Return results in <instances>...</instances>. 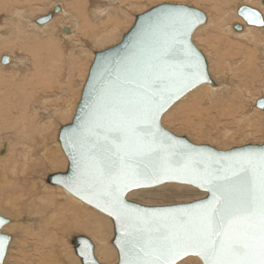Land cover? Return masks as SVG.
<instances>
[{"label":"snow or ice","instance_id":"1","mask_svg":"<svg viewBox=\"0 0 264 264\" xmlns=\"http://www.w3.org/2000/svg\"><path fill=\"white\" fill-rule=\"evenodd\" d=\"M200 22L187 9L150 17L123 56L102 62L81 124L66 138L73 176L65 183L115 217L122 264H177L189 255L203 264H264V149L202 152L160 123L175 99L208 80L189 43ZM166 181L195 184L210 196L163 209L135 208L124 198L130 188ZM7 245L0 236V261ZM80 255L89 253L81 247Z\"/></svg>","mask_w":264,"mask_h":264},{"label":"rangeland","instance_id":"2","mask_svg":"<svg viewBox=\"0 0 264 264\" xmlns=\"http://www.w3.org/2000/svg\"><path fill=\"white\" fill-rule=\"evenodd\" d=\"M19 1H22V0H19ZM19 1L18 0H9V2H8V0H0V5H1V7H0V49L2 48L1 42L4 41L5 38H6L5 39L6 41L10 40V39L12 40V41H9V43H11L10 46L13 45L14 43H16V41H17V39H16V38H18L17 37V35H18L17 30H19L20 27H19L18 23H15V22H18L19 19H14V18H17L16 17L17 15H14V14H16L17 10H20L21 9L20 7H22L21 2H19ZM147 1H149V2H147ZM161 1H163V2H161ZM169 1H170V3L171 2L179 3L182 1L181 4L182 3L183 4H189L192 6L195 5V7H200V9H202L206 13H207V11L210 10L207 14H209L211 18L214 17L213 21H211V24H209L208 23L209 20H208L207 23L202 25L203 27L200 26L195 31L193 39H194L195 43L197 44V46L204 53L208 52L207 54H209L211 73L213 75L212 78H214V79L216 78L215 82L217 83V86H219V87L218 88L216 87L215 90L211 88L212 91L215 93L214 96H212V94H211L212 99H211V97L206 98L207 97L206 95H208L210 93L209 88H208L209 85L199 86L196 89H194L193 91L189 92L185 97H183L180 101L175 103L166 112V114L162 120L163 125L167 129H169V130H171L177 134L186 135L191 140H193L197 143H200V144L209 143V144H212V145H214L218 148H221V149H228V148H231L234 146H242V145H245L248 143H261V142H263L264 141V108L257 107V105H256L257 103H255V101H253L252 103H250V102L255 97H256L255 98L256 102H258L261 97L264 98V94H262V92H264V90H263L264 84H262V83H264L263 82L264 81L263 80L264 79V65L261 66L262 62L261 63L257 62L258 56L255 55V62L256 63L254 62V67H253L251 72H249L248 70L240 71V70H237V68H236L234 70H231L230 73L227 74L226 72H228V70H229L228 69L229 65L227 63L225 64V66H226L225 71L222 72L221 68L218 65L219 59H217L215 57V54L217 53L216 55H218V57L221 58V56L223 55L224 50L227 46V43H226V41H220V38L223 37L221 34H223V33L219 32V31H221L222 28L216 27V23H214V21L220 22L219 17L221 18V15L215 14V10H213L212 7H210V5L206 4L205 0H201V1H197V0H188V1L187 0H146V1H142L143 3L138 1L137 3H139V4L136 3V5L130 7L129 10L126 9L124 5L120 6V4L116 3L114 5L115 8L113 5L111 8H109V16L108 17L107 16H102V17L95 16V18H93V20L90 22V24L93 25V30H90V31H94L96 28L101 27L102 24L103 25L106 24L105 25L106 28L104 30L106 32L108 30H109V32H111V31H113L112 27L115 26V24H114L115 22H113V21H116V19H117L116 15L121 18L120 21L123 25L121 24V26L119 28L120 31L117 30V32L119 33L118 35H121V36H118L117 38H115L112 41L105 42L108 44H105V43L103 44V42H97V40H96L97 36L92 35V33H90L88 35V37L85 38L87 41L86 42L83 41L82 46H79V47H83L80 49L79 47L72 46L74 43H72V42L70 43L69 40H65L61 34L57 35L58 36L57 38L59 40H61L62 43H64V46H63L64 52H65L64 61L62 62L60 60L61 63H59L58 61H56V59H54V57L57 58V56L54 54L56 48L54 46H52L55 49H53L54 51L48 60L49 65L47 64L46 66H42V69L44 67V71H43V77L40 80L41 82L39 81V84H34L30 90H27V89L24 90L25 88L21 84L20 85L7 84V83H5V81H7L8 78L4 79V81L0 85L1 90L3 89L2 90L3 94L1 93V95H0V101H1L0 113H2V111L4 113H6L5 111L7 110V107H8L7 115L9 117L14 119L15 121L19 118L17 122H23L24 118H27L25 120H26V122H28V121H33L34 118H32V117L38 111L39 113L42 114V115L40 114V116L37 117L39 120V125H46L48 128V131L50 129L52 131V133H54V135H52L53 139L51 140V142H53V140L55 142L51 143L50 147L56 148L54 146H56V144L58 142V140H57L58 129L60 127V124L71 121L69 119L72 117L71 114L73 115V110L75 111V109H76L77 105H75V104L78 103L76 101H79V98H80L79 93L81 94V90H82V87L84 84V78H85L86 72H88V70H89L88 66H90V64L93 60V52L98 51L99 49L102 50V49L108 48L111 45L119 42L122 38V35L125 32H127L130 27H132L134 20H135V17H134L135 14L141 13V12L147 10V8L148 9L151 8L152 6L158 5L160 3L169 2ZM203 1H204V4H203ZM219 1L220 0L215 1V2H217V4L219 6L223 5L226 7L225 2H228L230 4V7L235 6V8H236V4L239 5L238 2L240 3V5L247 2L246 0H241L242 2L244 1L243 3L240 0H238V1L237 0H233V1L232 0H225V2H224V0H221L220 2H224L221 5L219 3ZM10 2H14L17 4H13ZM63 2H64V5L67 6L69 0H46V1L44 0V2L42 4H43V8L44 7L45 8L43 9L42 6L40 7L43 9L44 12L43 11H36L35 13L33 12V14L32 13L31 14L26 13L25 19H23V20H24V22H26L27 19L29 20L31 17L36 18V16L38 17L39 15L40 16L45 15L52 10V7L55 3H61L62 4ZM144 2H147V3H144ZM206 2H212V0H210V1L206 0ZM232 2H234V3H232ZM255 2H256V4H254V5L249 3L250 4L249 6H251V7L253 6V8H256L260 11L261 7L262 6L264 7V5H262V3H264V0H255ZM17 5H20V6H17ZM118 5H119V8L121 7L119 11L116 10L118 8ZM198 5H200V6H198ZM206 5L208 6L209 9H207ZM66 6H64V7H66ZM66 10L70 12L71 16H70V18H68L64 21L62 19L61 22L66 21L65 23H67V24L65 26H67V25L68 26H75V24H74L75 22L73 21L74 18L71 14V11L68 9V6H67ZM90 10H92V9H90ZM223 10L226 11L227 9H223ZM115 11H117V12H115ZM213 12H214V14H213ZM233 12H235V11H233ZM262 12L263 11H261V13ZM92 13L95 15L93 10H92ZM236 16H237L236 18H240L243 21L245 20L242 17H240L237 13H236ZM59 19L60 18H58V16H55V18L49 22L50 25L53 24V22L57 23L56 25L58 27L57 26L56 27L58 29L59 25H60ZM15 20H17V21H15ZM2 21H3V23H2ZM97 21H99V22H97ZM236 21H233V22H236ZM49 23H47V24H49ZM12 29H14V31L16 30V32H14ZM99 29L100 30L98 33L103 32L102 28H99ZM212 29H213V31H212ZM9 31H10V33H9ZM76 31H77V33L75 32V35L73 37L76 38V40H78L80 33L77 29H76ZM2 32H3V34H2ZM106 32L104 33V35H107ZM254 33L255 34L252 33V36L255 37V35L257 34L256 37L257 36L259 37L258 40H260V43L262 44V45L256 44V46H258V48L255 46V44H253V48L255 49V53H258V52H260V51H258V49L264 47V40H262L264 37V34L258 35V32H255V31H254ZM3 35H5V36H3ZM7 35L11 36V37H9V39H8ZM92 36L96 39H94ZM44 37L45 38L47 37L46 33L44 34ZM15 39H16V41H13ZM20 41H24V40L21 39ZM12 42H14V43H12ZM227 42H230V40H227ZM208 47H209V49H208ZM207 49H208V51H207ZM238 49L243 50L242 48H238ZM4 50H6V49H4ZM7 50H9V49H7ZM14 51L17 53L16 55L21 54V53L23 54V52L21 50L19 51L18 48L14 49ZM236 51L237 50H235V52ZM2 52H4V51H2ZM213 52L215 54H213ZM243 53L240 55H243ZM71 54H72V56H71ZM212 55H214V57ZM228 57H229V55L227 54V59H228ZM53 59H54V61H53ZM50 60H51V65H50ZM65 60H66V62H65ZM55 61L58 64L55 63ZM68 62H69V65L67 64ZM55 64L58 66V68H56L57 66ZM51 66L54 69H52ZM46 68L47 69L49 68L48 69L49 72L47 71V75L44 74L45 70H47ZM65 68H66V70H65ZM30 70H31V68L29 69V71ZM62 71L63 72L65 71V72L63 73ZM83 71H85V73ZM5 73L7 75H10L8 72H5ZM51 75H53L54 77ZM81 75H82V78H81ZM228 75H230V76L228 77ZM60 76H61V78H63V80L61 78H59ZM62 76H64V77H62ZM226 77H228V79ZM3 78H5V76H3ZM47 78H48V83L46 81ZM77 79H78V81H77ZM56 80L59 82H57ZM228 80H230L229 83H228ZM66 81L67 82L70 81V82H68L69 84ZM252 81H254L255 83ZM46 83H47V85H46ZM49 83H52V84L48 85ZM6 84L13 87L14 92H12L13 88L6 89V87L4 86ZM44 84L47 87H44ZM59 85H60V87H59ZM51 86H53V87H51ZM257 87H258V89H257ZM40 89H41V91H40ZM38 91H40V92H38ZM245 91L246 92L248 91L247 92L248 94ZM46 92H48V93H46ZM53 92L55 94L58 92V94H56V96H55V94ZM15 93L17 94V96ZM36 93H37V95H36ZM6 94H8V95H6ZM2 95H3V99L5 98L4 100L1 99ZM244 95H246V96H244ZM41 97H44V98H41ZM46 98H48V99H46ZM12 99H14V100H12ZM34 99H36L35 100L36 102L34 101ZM42 99H44L45 102H43ZM56 99H58V100H56ZM231 99H232V101H231ZM6 100H8V101H6ZM235 100H237V102ZM4 101H5V103H4ZM27 101H28V103H27ZM203 101H204V103H203ZM31 102L33 105L31 104ZM29 104H31V105H29ZM40 105H42V106L40 107ZM60 105H62V106H60ZM24 106H26L28 108H26ZM43 106H45V108H47L46 111H45V108ZM56 106L58 107V110L55 109V108H57ZM22 107H24L25 109ZM22 109H23V111L24 110H26V111L23 112ZM32 109H34V111ZM254 109H258V111L254 112ZM48 110H50L52 113L48 114ZM27 111L29 112V117H26V114L28 116ZM58 111H60V112H58ZM10 112H13V116L9 114ZM61 112H63V113H61ZM66 112H68L69 117L66 120H62V117L65 118L64 114H66ZM45 113L47 116L44 115ZM221 113H222V115H221ZM18 115H20V117ZM0 116L2 117V115H0ZM59 117H61V118H59ZM28 118H29V120H28ZM49 119L51 122L54 121V123H51L49 121ZM249 119H251V120H249ZM56 120H59L60 122L56 121ZM18 124H19V126H18L19 128L18 127L17 128L19 129V131H21L23 129V127H22L23 125H21V123H18ZM32 124L33 123L29 124L30 127L28 125V127H27L28 130H30V129L33 130V128H35L38 125V124H35V127H34ZM1 126L2 125L0 123V144H1V141L6 140V139H10L11 140L10 142L13 143V145L10 148L11 151H10L9 159L4 160L5 158L0 156L1 157L0 162L2 163V165L4 163H6V164H4L5 166L4 165L1 166V163H0V166H1L0 167V174H3L2 176L0 175V177H5V175H6V177L4 179L0 178V180H1V182H0V186H1L0 187L1 188L0 189V198L1 199L0 200L4 203V201L7 200L8 196H6V194L10 191L11 181L13 180V177L11 176V170H8L10 168L9 167L10 166V160L13 158V155L15 156V154H16L15 149L18 150V148L23 146V145L20 146L17 143V139H16L17 136L14 134V132H13L14 130L8 131L9 133H6V130L3 131L2 130L3 126H2V129H1ZM11 133H13V135L10 137H7V135H10ZM13 147H15V149ZM0 148H2V147H0ZM52 151H55V150L53 149ZM36 157L39 158L40 156H36ZM36 166H38V165H36ZM4 167L6 170L4 169ZM49 168L43 167L42 170L40 171V173H38L35 176V178L32 179V181H34V182L35 181L40 182L42 180L44 181L47 174L52 172V170ZM5 179H7V181H5ZM9 179H10V183H9ZM2 183H4L5 186ZM8 183H9V186H8ZM2 185L4 186V189H3ZM29 185L31 187L32 183H30ZM43 185H45V182H43ZM52 188H54V187H51L50 189H52ZM2 189H3V191H2ZM58 189H62V188L58 187ZM52 190H55V189H52ZM204 195H205L204 192H202V191H200L194 187L182 185V184L168 183V184H164V185H161V186H158L155 188H146V189H138V190L131 191L129 193V198L134 200V201H137V202H141V203L144 202V204H148V205H161V204H175V203L189 202V201L195 200L197 198L203 197ZM59 197L61 198V196H59ZM62 198H64V197H62ZM0 209H1V207H0ZM20 209H23V206H20ZM15 210L14 211L5 210L7 212L3 211V213H5V215H7V214L14 215V217L12 216V218H14V219L16 218L15 219V225L10 224L11 226L9 225L6 228V231L8 233L15 234L14 239L12 240V243H11L12 245H11L10 251H8L9 255L7 254L8 258H7L6 264H24V263L27 264L26 257L31 252H30V246H28V244L26 242L34 243L33 247L37 248L38 244L41 245L46 241V239H50V238H49V234H47L46 227H42V226H44V225H42V223L40 224V222H38L39 224H36L37 222L36 223L33 222V224H30L29 219H32L34 217L35 213L22 210L21 211L22 213L20 215V214H18L20 212L18 211V213H17V212H15ZM11 213H13V214H11ZM9 217H11V216H9ZM20 218H21V221L23 223L17 220V219L20 220ZM37 225H38V227H37ZM40 225H42V226H40ZM44 229H45V231H44ZM77 231H79V232H77ZM74 233H85V234L89 235V237L90 236L93 237L91 232H88V231L84 232V230L71 227L66 232V235H64V238H63L66 241L67 245L65 244L63 247H61L62 249H64L63 251H65V252H67L69 250L66 257L64 258L65 261L67 260L66 261L67 263L65 262L66 264H68V262H69V264H81L80 260L76 261L75 257L77 258V256L75 255L74 251L73 252L71 251L73 253L72 255H74V256H72L71 252H70L69 245L71 246V244L69 242V235L74 234ZM32 236H34V237L32 238ZM109 236H111V234ZM92 237H90V238H92ZM96 245H98L97 242H96ZM116 257H117V253H116ZM116 257L113 258L111 260V262L115 261ZM15 258L17 259V262H16ZM23 258H25V259H23ZM77 259H79V258H77ZM188 262H191L190 264H192V263L193 264H202V261L197 257L186 258L178 264H187Z\"/></svg>","mask_w":264,"mask_h":264},{"label":"bare ground","instance_id":"3","mask_svg":"<svg viewBox=\"0 0 264 264\" xmlns=\"http://www.w3.org/2000/svg\"><path fill=\"white\" fill-rule=\"evenodd\" d=\"M70 1L71 0H69V2ZM138 1L139 2H142V1H146V0H92V1L91 0H72L70 3L68 2V5L67 6H68V9L71 11V14H72V16L74 18L73 21L75 22L74 23L75 26H68V25L65 26L67 23H65L66 21L65 22H63V21L66 20V19H68V18H70V16H71L70 15V12L66 10L67 9V6L64 5V2L62 4L61 3H55L53 5V7H52V10L57 5H60L61 6V11L59 13L55 14L54 17H53V19L55 18V16H58V18H60L59 19V22H60L59 24L60 25H59V28L58 29H57L58 26L56 25L57 23H54L53 21H52L53 24H51V25H50L49 22H47L49 24H47V23H44V24L37 23L36 19L40 15L38 17L36 16V18H34V17L32 18L31 17L29 20L27 19L26 22H24V20H23V19H25V14L26 13H29V14L32 13L33 14V12L35 13L36 11H43V9L45 8V7L43 8V4H42L44 2V0H24V1L22 0V1H19V2H21L22 7H20L21 8L20 10H17L16 14H14V15H17L16 16L17 18H14V19H19L20 20V21L18 20V22H15V23H18V25L20 27L19 30H17L18 31L17 32V34H18L17 37L18 38H16L17 41H16V39L13 40V41H16V43L12 42L14 44L10 46L11 43H9V41H12V40L11 39L10 40H7L8 41L7 42L5 40L6 38L4 37L5 38L4 41L1 42L2 43V48L0 49V51H1L0 52V65H1L0 66V85L2 84V82L4 81V79H7V78H8V80L5 81V83L11 84V85H14V84L15 85H20L21 84V85L24 86V88H25L24 90H26V89L27 90H30L31 87H33L34 84H39V81L43 77L44 67L42 69V66H46L48 64V60H49L51 54L54 51L53 49L56 48L54 54L58 58L57 59V58L54 57V59H56V61H58L59 63H61L60 60L62 62L64 61V58H65L64 57L65 52H64V47H63L64 46V43H62V41L57 38L58 37L57 35H59V34H61L64 37L65 40H69L70 43L71 42L74 43L72 45L74 47L82 46V42L83 41L84 42L87 41L85 38L88 37V35L90 33H92V35H96L97 36V39L94 38L93 36L92 37L94 39H96L97 42H103V44L105 42H109V41L114 40L118 36H121V35H118L119 33L117 32V30L120 31L119 28H120V26H121L122 23L120 21L121 18L119 16H117V15H116V17H117L116 21H113V22H115L114 23L115 26L112 27V30L113 31H111V32H109V30L107 32L104 30L106 28L105 27L106 24L105 25L102 24V26L99 27V28H102V31L103 32H101V33H98L99 30H100L99 28H96L94 31H90V30H93V25L90 24V22L93 20V18H95V16H98V17L107 16L108 17L109 16V8H111L112 5L114 6L116 3L120 4V6L124 5L125 8L129 10L130 7L136 5V3ZM197 1H201V0H197ZM215 1L216 0H212V2H206V0H205V3L208 4V5H210V7H212V9L215 10V14H218V15L220 14L221 15V18L219 17L220 22H215L214 21V23H216V27H221L222 28L221 31H219V32L223 33V34L220 33L223 36V37L220 38V41H226L227 46H226V48L224 50V53L221 56V58H219L218 55H216L217 53L215 54L213 52V54H215V57L217 59H219V64L218 65L221 68L222 72L225 71V68H226L225 64L226 63L229 65V67H228L229 70H228V72H226L227 74L230 73L231 70H234L236 68H237V70H240V71H242V70H248L249 72H251L252 69H253V67H254L255 55L258 56L257 62H259V63L262 62V65L261 66H263L264 65V47L258 49V51H260V52L257 51L258 53H255V49L253 48V44H255V46H256V44H260V45H262V44L260 43V40H258L259 37L258 36L256 37L257 34L255 35V37H253L252 36V33L255 34L254 33V31H255V32H258V35L259 34H264V24L263 25H260V26L259 25H250L245 20L243 21L240 18H236L237 17L236 16V13L239 15L238 11H239V9L242 6H249L250 5L249 3H251V4L254 5V4H256L255 0H246L247 2L244 3V4H242V5H240V3L238 2L239 5L236 4V8H235V6L234 7L233 6L230 7V4L228 2H225V0H224V2L226 4V7L222 5L224 2H220L221 0L219 1V3L222 6H219L217 4V2H215ZM8 2H9V0H8ZM147 2H149V1H147ZM147 2H144V3H147ZM161 2H163V1H161ZM181 2H179V3H181ZM10 3L17 4V3H14V2H10ZM171 3H173V2H171ZM232 3H234V2H232ZM137 4H139V3H137ZM203 4H204V1H203ZM262 5H264V3H262ZM17 6H20V5H17ZM41 6H42L43 9L40 8ZM64 6H66V7H64ZM198 6H200V5H198ZM0 7H1V5H0ZM114 8H115V6H114ZM120 8H119V5H118V8L116 10L119 11ZM198 8H200V7H198ZM90 9L93 10V12L95 13V15L92 13V10H90ZM207 9H209L208 6H207ZM223 9H227V10L224 11ZM117 11H115V12H117ZM209 11H207V13ZM233 11H235V12H233ZM261 11H263V12L261 13ZM260 13L262 14L263 19H264V7L263 6L261 7ZM137 14H139V13H137ZM137 14H135V16ZM213 14H214V12H213ZM239 16L242 17L241 15H239ZM62 19H63V21L61 22ZM207 19L209 20L208 23L211 24V21H213L214 17L211 18L210 15L207 14ZM15 21H17V20H15ZM233 21H236V22H233ZM97 22H99V21H97ZM134 22H135V20H134ZM2 23H3V21H2ZM238 24L242 26V29L241 30H237L236 29L235 26H237ZM66 28H68V30H69L68 32L66 31ZM76 29L80 33L79 34V37H78L79 38L78 40H76V38L73 37L75 35V32L77 33ZM12 30L14 31V29H12ZM212 31H213V29H212ZM3 32H2V34H3ZM14 32H16V30ZM105 32L107 33V35H104ZM9 33H10V31H9ZM45 33H46V36H47L46 38L44 37V34ZM123 35H122V37H123ZM3 36H5V35H3ZM9 37H11V36H8V39H9ZM20 38L23 39L24 41H20L21 40ZM227 40H230V42H227ZM262 40H264V37H263ZM105 44H108V43H105ZM52 46H54L55 48L52 47ZM237 47L238 48H242L243 50H240ZM256 47L258 48V46H256ZM17 48L19 49V51L21 50L23 52V54L21 53V54L16 55L17 53L14 51V49H17ZM79 48L81 49L83 47H79ZM4 49H6V50H4ZM7 49H9V50H7ZM208 49H209V47H208ZM208 49H207V51H208ZM235 50H237V51L235 52ZM2 51H4V52H2ZM207 53L205 52L204 55L206 56V59L208 58L207 59V62H208V65H209V71H210L211 77H213V75L211 73V65H210L209 54H207ZM242 53H243V55H240ZM227 54L229 55L228 59H227ZM3 56H9L10 61L8 63H6V64L3 63L2 62V57ZM71 56H72V54H71ZM212 56L214 57V55H212ZM94 57H95V51L93 52V60H94ZM54 59H53V61H54ZM93 60H92V62H93ZM56 61H55V63H57ZM65 62H66V60H65ZM92 62H91V64H92ZM67 64L69 65V62ZM91 64H90V66H91ZM50 65H51V60H50ZM90 66H88L89 69H90ZM30 68H31V70L29 71ZM56 68H58V66ZM48 69L45 70V72H44L45 75H47ZM52 69H54V68L52 67ZM65 70H66V68H65ZM5 72H8L10 75H7ZM83 72L85 73V71H83ZM87 73L89 74V70H88V72H86V75H85V78H84V84H85L86 79L88 77V74ZM3 76H5V78H3ZM51 76H53V75H51ZM229 76L230 75H228V77ZM62 77H64V76H62ZM228 77H226V78L228 79ZM59 78H61V76ZM81 78H82V75H81ZM61 79L63 80V78H61ZM215 79H214V81H215ZM230 80H228V83H229ZM46 81L48 83V78H47ZM77 81H78V79H77ZM57 82H59V81H57ZM68 82H70V81H68ZM252 82H254V81H252ZM47 83H46V85H47ZM7 84L4 85L6 87V89L13 88V87H11L10 85H7ZM50 84H52V83H49L48 85H50ZM84 84H83V86H84ZM262 84H264V83H262ZM203 85H209L208 88H209L210 93L208 92L209 94L206 95L207 96L206 98H210L211 97V99H212V96H214V94H215L212 91V89L215 90V88L216 87L218 88L219 86H217V83L216 82H215L214 85L213 84H203ZM203 85H201V86H203ZM44 87H47V86H45V84H44ZM51 87H53V86H51ZM59 87H60V85H59ZM257 89H258V87H257ZM2 90L0 88V95H1V93L3 94ZM263 90H264V88H263ZM40 91H41V89H40ZM40 91H38V92H40ZM82 91H83V87H82V90H81V94L79 93V95H80V98L78 97L79 98V101L81 99ZM12 92H14V88H13V91ZM46 93H48V92H46ZM8 94H6V95H8ZM56 94H58V92ZM56 94H55V96H56ZM211 94H212V96H211ZM262 94H264V92H262ZM36 95H37V93H36ZM16 96H17V94H16ZM244 96H246V95H244ZM41 98H44V97H41ZM255 98H253L250 103H252L253 101H255V103H257L256 100H255ZM1 99H3V95L1 96ZM46 99H48V98H46ZM12 100H14V99H12ZM35 100L36 99H34V101ZM42 100H43V102H45L44 99H42ZM56 100H58V99H56ZM6 101H8V100H6ZM79 101H76L78 103L75 104V105L78 106ZM231 101H232V99H231ZM235 101L237 102V100H235ZM0 103H1V101H0ZM4 103H5V101H4ZM27 103H28V101H27ZM203 103H204V101H203ZM31 104H32V102H31ZM31 104H29V105H31ZM41 106L42 105H40V107ZM60 106H62V105H60ZM77 106H76V109H77ZM24 107H26V106H24ZM24 107H22V108H24ZM43 107L45 108V106H43ZM26 108H28V107H26ZM46 109L47 108H45V111H46ZM55 109L58 110V107L55 108ZM76 109H75V111L73 110V115L70 113L72 117L69 120H72L73 116L75 115ZM0 110H1V108H0ZM32 110L34 111V109H32ZM22 111H23V109H22ZM24 111H26V110H24ZM256 111H258V109H254V112H256ZM5 112L6 113H4L2 111V113H0V115H2V117L0 116L1 117L0 118V123L3 126V129H2V126H1V129L3 131L6 130V133H9L8 131H13L14 130L13 132L17 136V138H16L17 139V143L20 146L21 145H23V146H21L22 148L19 147L18 150H16L15 147H13L15 149L16 154H15V156L13 155V158L10 160V166L8 165L10 167L8 170H11V176L13 177V180L11 181V189L9 188L10 191L9 192L7 191L8 193L6 194V196H8L7 197V200H5L6 199L5 198L4 199L5 200L4 203L0 200V207H1L0 213L2 215H4L5 217L9 218L10 219V222L3 227V231L5 233H8L6 231L7 226H9L10 224L11 225H15V219H16V218L15 219L12 218V216L14 217V215L7 214L8 215L7 216V215H5V213H3V211L4 212L14 211L16 209L15 212L18 213V211H19L20 213H18V214L21 215V213H22L21 211L22 210H25V211H30V212L35 213L34 217L33 218L31 217L32 219H29L30 220L29 221L30 224H33V222L34 223L37 222L36 224H39L38 222H40V224L42 223V225H44V226H42V225H40V226L46 227L47 234H49V238H50V239H46V241L43 244H41V245L38 244L37 245V248L36 247H33L34 246L33 245L34 243L26 242L25 241L28 244V246H30V252H31L26 257L27 264H66L67 263L66 262L67 260L65 261L64 258L66 257V255L69 252V250L67 252H65V251H63L64 249H62L61 247H63L65 244L67 245L66 241L63 238H64V235H66V232L71 227L84 230V232L85 231L91 232L94 238L92 236H90V237H92L91 240L95 244V253H96V256H97L98 260L101 261L104 264H116L118 262L119 254H118V251H117L116 247L112 243L113 237L115 235V231H114L115 230V225H114L113 220L109 216H107L106 214L100 212L99 210H96L95 208H92L91 206H89L88 204H86L85 202H83L82 200H80L79 198H77L75 195H73L70 192H68L61 185H54V184H50V183L47 182V177H48L49 174L56 173V172H64L68 168V157L65 154V152H64V150H63V148H62V146H61V144H60V142L58 140V134H57V140H58V142L56 141L58 145L56 144V146H54L56 148L50 147V144L53 143V142H55L54 140H53V142H51V140L53 139L52 138L53 137L52 135H54V133H52V131L50 129L48 131V128H47L46 125H39V120H38L37 117H39L41 113H39L37 111L36 114L32 117V118H34L33 121L26 122L25 119H27V118H24V121L23 122H17L19 118L15 121L14 119H12L11 117H9L7 115L8 107H7V110ZM58 112H60V111H58ZM27 113H28V116L26 114V117H29V112L27 111ZM49 113H52V112L50 110H48V114ZM61 113H63V112H61ZM9 114L13 116V112H10ZM165 114L163 115L162 120H163ZM44 115H46V113ZM221 115H222V113H221ZM18 116L20 117V115H18ZM64 116H65V118L62 117V120H66L69 117L68 112H66V114H64ZM59 118H61V117H59ZM28 120H29V118H28ZM249 120H251V119H249ZM49 121H50V119H49ZM56 121H59V120H56ZM69 122H65V123L60 124V127H61V125L67 124ZM18 123H21V125H23L22 126L23 129L21 131H19V129H18L19 128L18 127L19 126ZM31 123H33L32 125L34 127H35V124H38V125L35 128L32 127L33 130H31L30 128H29L30 130H28L27 127ZM51 123H54V121L51 122ZM29 127H30V125H29ZM60 127H59V129H60ZM59 129H58V133H59ZM173 133H175V132H173ZM175 134H177V133H175ZM12 135H13V133H11L10 135H7V137H10ZM177 135H181V134H177ZM10 141H11L10 139H6V140L1 141V144H0L1 145L0 147H2V148H0V156L1 157H4L5 158L4 160H8L9 159V156H10V151H11L10 148L13 145V143H11ZM193 142H195V141H193ZM195 143H197V142H195ZM261 143H263V142H261ZM207 144H209V143H207ZM248 144H250V143H248ZM210 145H212V144H210ZM234 147H237V146H234ZM53 149L55 151H52ZM36 156H40V157L37 158ZM4 164H6V163H4ZM3 165L1 163V166H3ZM36 165H38V166H36ZM43 167L44 168H46V167L49 168L50 167L49 169H51L52 172H50L49 174H47V176H46V178H45L44 181L43 180L40 181V182H37V181L34 182V181H32V179L35 178V176L38 173H40V171L42 170ZM4 169H5V167H4ZM0 175L2 176L3 174H0ZM5 177H6V175H5ZM5 177H0V178H3L4 179ZM5 181H7V179H5ZM0 182H1V180H0ZM43 182H45V185H43ZM4 183H2V184H4ZM9 183H10V179H9ZM9 183H8V186H9ZM30 183H32V186L31 187L29 185ZM182 185H185V184H182ZM4 186H5V184H4ZM4 186H3V189H4ZM187 186H189V185H187ZM51 187H54L52 189H55V190L50 189ZM58 187L62 188L63 190L62 189H58ZM3 189H2V191H3ZM59 196H61V198L62 197H64V198L61 199ZM128 198H129V195H128ZM161 205H163V204H161ZM20 206H23V209H20ZM5 210H7V211H5ZM11 214H13V213H11ZM9 216H11V217H9ZM17 220L20 221V222H22L21 221V218H20V220L19 219H17ZM37 227H38V225H37ZM44 231H45V229H44ZM77 232H79V231H77ZM8 234H10V233H8ZM110 234H111V236H109ZM11 235H12V239H14L15 234H11ZM75 235H86L88 237H89V235H87L85 233H74V234L69 235V242L71 244V246L69 245L70 252L71 251L72 252L74 251V253L77 256V258H79V259H77L75 257L76 261H79L80 260V263L82 264L81 258L76 253L75 247H74V245L71 242V240L73 239V237ZM33 237L34 236H32V238ZM96 242H97L98 245H96ZM11 245L12 244H10L8 251H10ZM72 252H71V255L73 254ZM116 253H117V257H116ZM8 255H9V253H8ZM8 255L5 258V264H6ZM72 256H74V255H72ZM115 257H116V260L113 261V262H111V260L113 258H115ZM190 257H196V256H189L187 258H190ZM23 259H25V258H23ZM16 262H17V259H16ZM190 263L191 262H188L187 264H190ZM68 264H69V262H68Z\"/></svg>","mask_w":264,"mask_h":264},{"label":"water","instance_id":"4","mask_svg":"<svg viewBox=\"0 0 264 264\" xmlns=\"http://www.w3.org/2000/svg\"><path fill=\"white\" fill-rule=\"evenodd\" d=\"M166 9H187L191 12H194L200 19V23H198L191 31V34L189 36V43L192 45V47L200 54L201 58H202V64L205 66L206 68V72L208 74V80L202 83L197 84L195 87L187 90L185 93H183L178 99H175L163 112V114L160 117V123L162 128L168 132V134L176 137L178 140L182 141V142H186L188 144H190L194 149L198 150V151H202V152H207V153H215V154H220V155H227L229 153H233V152H240V151H259L261 149H264V141L263 143H250V144H245L242 146H237V147H231L228 149H221L218 147H215L213 145L207 144V143H203V144H199V143H195L192 140H190L187 136L185 135H177L175 133H173L172 131H170L169 129H167L166 127L163 126L162 124V117L163 115L176 103L178 102L180 99H182L185 95H187L189 92L193 91L194 89H196L197 87L203 85V84H215L214 79L211 77L210 71H209V65L206 59V56L204 55V53L202 52V50L195 44V41L193 39V35L195 33V31L202 26L203 24L207 23L208 19H207V14L205 13V11H203L202 9L195 7V6H191L188 4H181V3H170V2H165V3H161L155 6H152L151 8L137 14L135 16V22L132 25V27L124 33L122 39L108 47L105 48L103 50H98L95 51V57L94 60L90 66L89 69V74L88 77L86 79V82L83 86V91H82V95H81V99L79 101V104L77 106L75 115L73 116L72 120L67 123V124H63L61 125L60 129H59V133H58V140L65 152V154L68 157V168L66 171L64 172H56V173H51L48 175L47 177V182L50 184H54V185H61L63 188H65L68 192H70L71 194L75 195L77 198H79L80 200H82L83 202H85L86 204H88L89 206H91L92 208H95L96 210H99L100 212L106 214L107 216H109L115 225V235L113 237V241L112 243L114 244V246L116 247L118 254H119V258H118V262L116 264H122L123 261V257L121 255L120 252V244L117 243V241H119L121 239V229L119 227V225L117 224L115 217L110 215L109 212L103 210V206L101 205L100 207H97V202L95 200H93V202L89 203V199L86 196L85 193L83 192H78L74 187H69L65 181L70 180V178L73 176V167H72V154L70 153L69 150V146L66 144V138L70 137L72 135L73 132L77 131L80 124H81V119H82V114L85 108V102L89 99V92H90V85L93 83V77L97 75L98 71L100 70V66L102 64V62L105 61H111V60H116L119 59L121 56H123L126 52V49L129 48V46L133 43L134 38L137 36L138 32L140 31L142 25H144L150 17H155L158 13L166 10ZM243 10V11H242ZM61 11V6L57 5L53 8V10L51 12H48L45 15L39 16L36 21L39 24H44L47 22H50L54 15L59 13ZM239 15H241L245 21L250 24V25H263L264 23H261L263 19L262 14L260 13V11L256 8L250 7V6H242L239 11H238ZM237 30H241L242 26L241 25H237L235 26ZM66 31L68 32V28H66ZM8 57V62L10 61L9 56H3L2 57V62L5 63L4 58ZM7 62V63H8ZM6 64V63H5ZM264 101L263 99H260L257 102V107L262 108L260 106V102ZM168 183H176V184H185V185H189L192 186L202 192H205V195L203 197L197 198L195 200L189 201V202H184V203H175V204H163V205H148V204H144V203H140L134 200H131L128 198V195L131 191L134 190H138V189H146V188H155L164 184H168ZM210 196V194L207 192L206 189L203 188H199L197 187L195 184H186V183H181L178 181H166L162 184H154V185H149V186H145V187H140V188H130L126 193H125V200L126 202L135 207V208H140V209H163V208H175V207H183V206H187L190 204H194L197 202H200L206 198H208ZM0 218L4 219L6 222L0 226V236H6L8 238V245L5 251V257L2 261H0V264H5V258L8 254V250H9V246L12 242V235L5 233L3 231V227L8 224L10 222V219L5 217L4 215H2L0 213ZM82 241H86V244H82ZM72 244L75 247V251L78 254V256L81 258V262L82 264H87V260L88 259H94L96 261V264H104L101 261L98 260L96 253H95V244L93 243V241L91 240L90 237L86 236V235H75L73 237V239L71 240ZM81 247H84L86 249V251L89 253L87 259L85 257H82L80 255V249ZM189 256H196V255H189ZM182 257L180 260L177 261V263L181 262L182 260H184L185 258L189 257ZM198 257L202 263H203V259L202 257L196 256Z\"/></svg>","mask_w":264,"mask_h":264}]
</instances>
